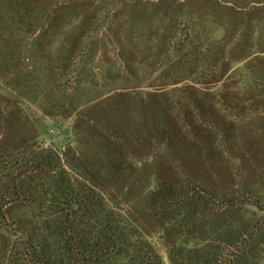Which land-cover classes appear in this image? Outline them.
I'll use <instances>...</instances> for the list:
<instances>
[{
	"label": "rangeland",
	"instance_id": "1",
	"mask_svg": "<svg viewBox=\"0 0 264 264\" xmlns=\"http://www.w3.org/2000/svg\"><path fill=\"white\" fill-rule=\"evenodd\" d=\"M23 145L73 152L172 264L158 182L264 200V0H0V158ZM37 213L4 209L0 264Z\"/></svg>",
	"mask_w": 264,
	"mask_h": 264
},
{
	"label": "trees",
	"instance_id": "2",
	"mask_svg": "<svg viewBox=\"0 0 264 264\" xmlns=\"http://www.w3.org/2000/svg\"><path fill=\"white\" fill-rule=\"evenodd\" d=\"M37 203L3 264H162L132 218L105 198L70 150L23 145L0 158V221ZM150 209L172 264H262L264 200L180 177L156 184Z\"/></svg>",
	"mask_w": 264,
	"mask_h": 264
}]
</instances>
